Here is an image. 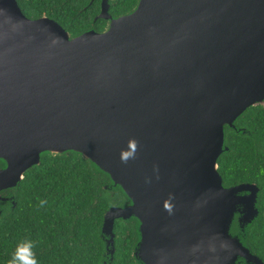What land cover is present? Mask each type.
<instances>
[{
    "label": "water",
    "instance_id": "1",
    "mask_svg": "<svg viewBox=\"0 0 264 264\" xmlns=\"http://www.w3.org/2000/svg\"><path fill=\"white\" fill-rule=\"evenodd\" d=\"M109 1L104 31L72 36L0 0V193L76 153L128 199L104 215L103 264L131 220L137 264H264L248 245L261 190L219 172L227 131L251 134L237 122L264 106V0H138L120 16ZM0 200V216L17 207Z\"/></svg>",
    "mask_w": 264,
    "mask_h": 264
},
{
    "label": "trees",
    "instance_id": "2",
    "mask_svg": "<svg viewBox=\"0 0 264 264\" xmlns=\"http://www.w3.org/2000/svg\"><path fill=\"white\" fill-rule=\"evenodd\" d=\"M23 12L36 19L44 15L58 21L72 36L106 21L95 18L101 0H18ZM138 0H110V13L132 11ZM251 134L227 131L230 152L219 160L226 186L254 183L261 190V214L249 232L248 245L264 260V106L249 109L237 122ZM108 177L76 153L44 155L41 164L25 174L16 192L17 207L0 217V264H6L17 242L39 241V264H103L105 243L100 237L104 215L111 206L128 199L119 189L108 191ZM47 203L40 207V201ZM136 222L115 223L114 259L111 264H137L132 256L137 241Z\"/></svg>",
    "mask_w": 264,
    "mask_h": 264
},
{
    "label": "clouds",
    "instance_id": "3",
    "mask_svg": "<svg viewBox=\"0 0 264 264\" xmlns=\"http://www.w3.org/2000/svg\"><path fill=\"white\" fill-rule=\"evenodd\" d=\"M133 151L127 152L122 151L121 160L127 163L128 159L134 155V142L131 144ZM47 201L41 200L40 207H44ZM39 241L33 240L30 237L23 238L19 240L6 264H39L37 257V246Z\"/></svg>",
    "mask_w": 264,
    "mask_h": 264
},
{
    "label": "flooded vegetation",
    "instance_id": "4",
    "mask_svg": "<svg viewBox=\"0 0 264 264\" xmlns=\"http://www.w3.org/2000/svg\"><path fill=\"white\" fill-rule=\"evenodd\" d=\"M107 21H106V26H105V29H106V27H107ZM104 29V30H105ZM104 30H102V31H104ZM101 31V32H102ZM3 168V165L0 163V169H2ZM16 192H17V190H15V189H12V190H6V191H2L1 193H0V197L2 198H7V197H10V196H16ZM17 197V196H16ZM17 204H18V201H17ZM7 206H11V203L10 202H5V201H3V200H0V211H2V209L3 208H5V207H7ZM6 213H8V211H4L3 212V216H0V217H4L5 215H6Z\"/></svg>",
    "mask_w": 264,
    "mask_h": 264
}]
</instances>
